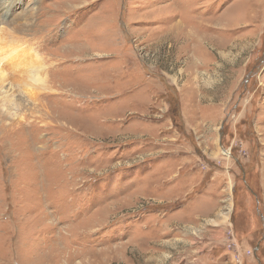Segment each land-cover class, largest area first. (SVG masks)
<instances>
[{
	"label": "rangeland",
	"instance_id": "374dc122",
	"mask_svg": "<svg viewBox=\"0 0 264 264\" xmlns=\"http://www.w3.org/2000/svg\"><path fill=\"white\" fill-rule=\"evenodd\" d=\"M0 68V264H264V0H0Z\"/></svg>",
	"mask_w": 264,
	"mask_h": 264
},
{
	"label": "bare ground",
	"instance_id": "6f19581e",
	"mask_svg": "<svg viewBox=\"0 0 264 264\" xmlns=\"http://www.w3.org/2000/svg\"><path fill=\"white\" fill-rule=\"evenodd\" d=\"M25 52V51H24ZM32 53H29L28 55H27V60H26V62H28V58H29V55H31ZM16 57H18V55H16ZM34 59H36V58H34ZM33 59V60H34ZM18 60H20V58H18ZM38 61H39V59H37ZM11 62V61H10ZM41 62V61H40ZM32 63H34V62H32ZM31 63V64H32ZM42 63V62H41ZM12 64V63H11ZM26 63H25V61H22L21 63H17V64H13L12 65V67L14 68V66L16 67V69H18L19 71H21V72H26V74H27V70H25V67H26V65H25ZM30 64V63H29ZM38 64V63H37ZM43 65L41 64L40 65V67H42ZM37 67V66H36ZM31 68H32V66H31ZM33 68H35V67H33ZM42 68H44V67H42ZM41 69V68H40ZM3 69L2 68H0V80L2 79V77H3V75L5 76V74L3 73ZM33 72L30 74V76H28V80H30V81H32V82H34V83H38L39 81H40V79H38V72H37V70H32ZM13 72V71H12ZM21 72H20V74H21ZM14 73V72H13ZM23 75V74H22ZM24 77V76H23ZM21 79V78H20ZM22 83H24V84H26L27 85V79H22V80H20ZM20 85H23V84H21V83H19ZM24 86V85H23ZM22 88V92L24 93V95H26L25 94V89L23 88V87H21ZM17 90V89H16ZM0 91L2 92V93H5V94H7L9 97H11L12 98V101H11V105L14 107V109L15 108H17V106H19L20 105V102H18L16 99H15V91H14V87L13 86H10V87H8L7 89H5L4 88V86L3 85H1L0 86ZM32 93V92H31ZM17 96V95H16ZM8 97V98H9ZM7 99V98H6ZM2 100V99H1ZM16 110V109H15ZM23 119V118H22ZM21 119V120H22ZM226 220V219H225Z\"/></svg>",
	"mask_w": 264,
	"mask_h": 264
},
{
	"label": "crops",
	"instance_id": "0c3cea01",
	"mask_svg": "<svg viewBox=\"0 0 264 264\" xmlns=\"http://www.w3.org/2000/svg\"><path fill=\"white\" fill-rule=\"evenodd\" d=\"M217 190H218V188H217ZM219 210H220V209H219V208H217V210H216V215L218 214Z\"/></svg>",
	"mask_w": 264,
	"mask_h": 264
}]
</instances>
